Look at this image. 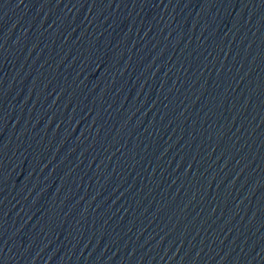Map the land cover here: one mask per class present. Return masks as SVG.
<instances>
[{"label": "water", "instance_id": "obj_1", "mask_svg": "<svg viewBox=\"0 0 264 264\" xmlns=\"http://www.w3.org/2000/svg\"><path fill=\"white\" fill-rule=\"evenodd\" d=\"M0 264H264V0H0Z\"/></svg>", "mask_w": 264, "mask_h": 264}]
</instances>
